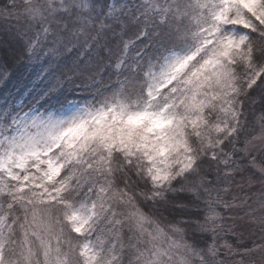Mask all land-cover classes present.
I'll list each match as a JSON object with an SVG mask.
<instances>
[{"label":"snow or ice","instance_id":"snow-or-ice-1","mask_svg":"<svg viewBox=\"0 0 264 264\" xmlns=\"http://www.w3.org/2000/svg\"><path fill=\"white\" fill-rule=\"evenodd\" d=\"M0 264H264V0H0Z\"/></svg>","mask_w":264,"mask_h":264},{"label":"trees","instance_id":"trees-1","mask_svg":"<svg viewBox=\"0 0 264 264\" xmlns=\"http://www.w3.org/2000/svg\"><path fill=\"white\" fill-rule=\"evenodd\" d=\"M251 118V117H250ZM146 211H147V209H146Z\"/></svg>","mask_w":264,"mask_h":264}]
</instances>
